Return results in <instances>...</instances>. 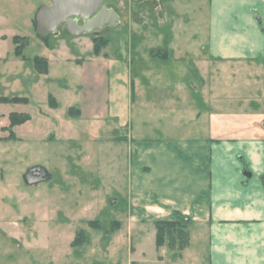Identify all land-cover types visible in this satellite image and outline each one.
Masks as SVG:
<instances>
[{"label": "crops", "instance_id": "0c3cea01", "mask_svg": "<svg viewBox=\"0 0 264 264\" xmlns=\"http://www.w3.org/2000/svg\"><path fill=\"white\" fill-rule=\"evenodd\" d=\"M6 1L13 14L10 18L0 15V43L8 41L13 47L5 52L0 46V59L5 60L4 64L19 66L27 59L33 60L14 53V37L27 34L6 26L7 20L33 27L36 9L50 6L51 1L37 0L31 5L27 0ZM209 2L204 45L207 54H203L199 65L207 82H147L150 67L134 76V53L141 56L146 51L150 54L152 49H165V57L157 59L171 60L167 50L171 47L165 35L149 31L153 20L137 28L135 37H124L127 24H123L124 14L117 10L120 2L114 4L113 0L105 3L119 14L114 27L123 24L121 36L102 34L105 29L114 28L111 26L99 33L79 36L72 35L66 26L59 34L46 37L36 32L45 45V52L40 55L48 60V72L36 73L42 81L63 85L65 82L58 75L52 78L51 70L58 63L67 67L76 62V101L70 103L67 112L75 107L82 118H113L121 127L129 126L126 137L115 144L123 145L127 154V170L123 173L128 196L123 194L131 213L142 221L136 226L138 230L146 229L148 224L154 228L155 221L173 220L178 214L192 219L190 243L180 255L175 256L167 244H156L161 260L166 259L169 264H264V0ZM161 17V26H166ZM98 36L107 38L108 43L96 52L94 38ZM127 40L129 66L125 60L128 51L121 57L119 48H126ZM156 41H166L167 45L145 47ZM85 52L90 55L82 58ZM149 59L152 63L157 60L152 54ZM178 59L184 63L183 55L175 58ZM150 73L154 75V69ZM47 82L34 84L44 86ZM65 86L71 96V85ZM50 96L57 106H38L30 98L25 104L0 102V138L8 136L10 115L16 111L31 116L14 128L22 142L42 140L57 129V124L61 127L57 114L61 102ZM137 117L143 119V129H135L133 118ZM164 119L171 120L167 122L171 128L164 135L148 138L144 131L148 125L153 126L152 120ZM6 141L0 140V149L13 152ZM0 209V214L6 212L4 207ZM149 229L153 230L151 226Z\"/></svg>", "mask_w": 264, "mask_h": 264}, {"label": "rangeland", "instance_id": "374dc122", "mask_svg": "<svg viewBox=\"0 0 264 264\" xmlns=\"http://www.w3.org/2000/svg\"><path fill=\"white\" fill-rule=\"evenodd\" d=\"M27 1L31 5L37 0ZM118 2L120 8L116 9L124 14L121 15L123 24L129 27L126 25L124 37H135L137 28L153 20L149 22V31L157 36L165 35L171 47L170 50L166 48L171 60H158L157 57H164L165 49L163 52L152 49L150 54L157 59L154 63L149 62V51L141 56L134 53V76L144 67H150L151 76L143 79L147 82H207L199 65H202L203 54H207L204 45L210 18L209 0H113L114 4ZM41 8L34 12L33 27L30 23L26 27L24 23L12 22L13 19L7 20L10 24L6 23V26L27 34L19 36V42L24 44L29 39L23 53L32 59L45 52L35 26ZM11 14L9 2L0 0V15L10 18ZM159 17L166 26H161ZM123 24L109 27L102 34L119 36L125 29ZM128 42L126 48L119 46L121 57L127 54ZM159 43L156 41L145 47L167 45L166 41ZM0 46L5 52L13 47L8 41H2ZM89 53L85 52L81 57L87 58ZM181 55L184 63L181 59L175 60ZM141 57L143 60H138ZM129 58L128 51L125 59L128 66ZM27 60L19 66L12 62L4 64L5 60H2L0 97H27L35 105L48 106L52 94L61 102L57 114L62 126L57 124V129L42 140L22 142L15 127L11 135L10 123L6 128L8 136L0 138L2 142L7 139V146L14 148L9 153L0 149V207L6 210L0 214V264H169L158 257L156 227L148 224L146 229L138 230L136 226L142 221L131 213L128 198L124 197L125 193L128 196L123 173L125 168L127 170V154L123 145L115 144V141L126 137L129 126L121 127L113 118L90 120L67 112L70 103L76 101L73 98L79 78L76 62L67 67L58 63L51 70L52 78L58 75L61 82H65L61 85L48 83L57 82L53 80L42 81L33 60ZM151 68L154 75L150 73ZM34 82L47 84L35 86ZM67 83L72 87L71 96L65 88ZM136 119L133 118L135 129H143V119ZM167 122L171 120H152L153 126L148 125L144 132L148 138L160 133L164 135L166 129L171 128L167 127ZM34 165H44L52 173V179L38 185L26 184L23 174Z\"/></svg>", "mask_w": 264, "mask_h": 264}, {"label": "water", "instance_id": "95a60500", "mask_svg": "<svg viewBox=\"0 0 264 264\" xmlns=\"http://www.w3.org/2000/svg\"><path fill=\"white\" fill-rule=\"evenodd\" d=\"M37 13V32L40 36L60 33V27L75 36L99 33L107 26L114 27L119 14L105 0H50ZM23 179L28 185H38L52 179V173L44 165H34L26 170Z\"/></svg>", "mask_w": 264, "mask_h": 264}, {"label": "trees", "instance_id": "16d2710c", "mask_svg": "<svg viewBox=\"0 0 264 264\" xmlns=\"http://www.w3.org/2000/svg\"><path fill=\"white\" fill-rule=\"evenodd\" d=\"M37 26V22L35 24ZM37 30V28H36ZM20 37H14L15 43V51L16 56L24 58V46L27 44L28 40H25V43L22 44L19 42ZM95 42V51L99 52L100 49L107 45L108 39L98 36L94 38ZM165 57V55H163ZM2 60L0 59V67ZM33 63L35 69L38 73H47L48 72V60L41 56H35L33 58ZM29 99L27 97L13 96V97H0V102L3 103H27ZM49 103L52 107L57 106L56 100L50 96ZM69 112L72 116H79L80 110L72 107L69 109ZM31 119V116L27 113H16L13 112L10 115V127L8 130L11 132L13 136V128L17 125L23 124ZM192 219L188 216H184L182 214H178L176 219L173 220H157L155 221L156 227V244L157 247H161L167 244L170 249L174 251V255L178 256L181 254L182 250H184L190 243V232L189 225L192 223Z\"/></svg>", "mask_w": 264, "mask_h": 264}]
</instances>
